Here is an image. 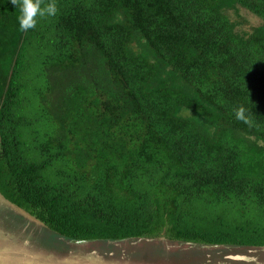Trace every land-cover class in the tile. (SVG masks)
I'll return each instance as SVG.
<instances>
[{
	"label": "trees",
	"instance_id": "1",
	"mask_svg": "<svg viewBox=\"0 0 264 264\" xmlns=\"http://www.w3.org/2000/svg\"><path fill=\"white\" fill-rule=\"evenodd\" d=\"M52 2L0 0V195L66 240L263 249L264 0Z\"/></svg>",
	"mask_w": 264,
	"mask_h": 264
},
{
	"label": "rangeland",
	"instance_id": "2",
	"mask_svg": "<svg viewBox=\"0 0 264 264\" xmlns=\"http://www.w3.org/2000/svg\"><path fill=\"white\" fill-rule=\"evenodd\" d=\"M240 15L243 29L261 21L245 9ZM163 240H66L0 196V264H264V248Z\"/></svg>",
	"mask_w": 264,
	"mask_h": 264
},
{
	"label": "clouds",
	"instance_id": "3",
	"mask_svg": "<svg viewBox=\"0 0 264 264\" xmlns=\"http://www.w3.org/2000/svg\"><path fill=\"white\" fill-rule=\"evenodd\" d=\"M14 5H18L20 15L18 16L19 27L22 31L34 28L37 24V18L45 16H53L57 9L55 3H49L46 7H41V0H11ZM244 108L241 107L235 112L237 119H245Z\"/></svg>",
	"mask_w": 264,
	"mask_h": 264
},
{
	"label": "water",
	"instance_id": "4",
	"mask_svg": "<svg viewBox=\"0 0 264 264\" xmlns=\"http://www.w3.org/2000/svg\"><path fill=\"white\" fill-rule=\"evenodd\" d=\"M150 239V238H149ZM207 246H209V245H207ZM240 258L242 257L241 255L239 256Z\"/></svg>",
	"mask_w": 264,
	"mask_h": 264
},
{
	"label": "flooded vegetation",
	"instance_id": "5",
	"mask_svg": "<svg viewBox=\"0 0 264 264\" xmlns=\"http://www.w3.org/2000/svg\"><path fill=\"white\" fill-rule=\"evenodd\" d=\"M83 242V241H82ZM85 242H87V241H85Z\"/></svg>",
	"mask_w": 264,
	"mask_h": 264
},
{
	"label": "crops",
	"instance_id": "6",
	"mask_svg": "<svg viewBox=\"0 0 264 264\" xmlns=\"http://www.w3.org/2000/svg\"><path fill=\"white\" fill-rule=\"evenodd\" d=\"M1 196V195H0ZM3 198V197H2Z\"/></svg>",
	"mask_w": 264,
	"mask_h": 264
}]
</instances>
